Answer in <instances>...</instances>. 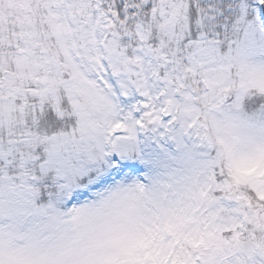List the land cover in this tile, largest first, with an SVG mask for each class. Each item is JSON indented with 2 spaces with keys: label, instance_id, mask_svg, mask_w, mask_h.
<instances>
[{
  "label": "snow or ice",
  "instance_id": "snow-or-ice-1",
  "mask_svg": "<svg viewBox=\"0 0 264 264\" xmlns=\"http://www.w3.org/2000/svg\"><path fill=\"white\" fill-rule=\"evenodd\" d=\"M0 264H264V0H0Z\"/></svg>",
  "mask_w": 264,
  "mask_h": 264
}]
</instances>
